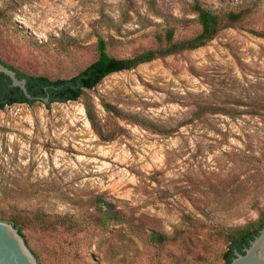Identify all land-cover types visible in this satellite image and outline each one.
<instances>
[{
  "label": "rangeland",
  "instance_id": "1",
  "mask_svg": "<svg viewBox=\"0 0 264 264\" xmlns=\"http://www.w3.org/2000/svg\"><path fill=\"white\" fill-rule=\"evenodd\" d=\"M188 1L0 0V58L69 78L97 58L98 35L120 58L160 47L168 27L197 35ZM100 199L115 215L104 225ZM263 210L264 0L204 46L112 73L79 100L0 108V221H23L42 264H225L227 231Z\"/></svg>",
  "mask_w": 264,
  "mask_h": 264
},
{
  "label": "trees",
  "instance_id": "2",
  "mask_svg": "<svg viewBox=\"0 0 264 264\" xmlns=\"http://www.w3.org/2000/svg\"><path fill=\"white\" fill-rule=\"evenodd\" d=\"M262 1L263 0H230L227 3V1L218 0L212 5H209L204 0H189L187 2V8L195 14L196 20L201 26V31L193 37L175 40L176 29L168 27L165 29L164 34L160 32L155 33V38L161 45L160 47L144 50L132 57L120 58L113 56L109 52V47L112 43L107 38L98 35L96 42L97 58L78 74L69 78L51 79L46 75L24 73L0 58V62L13 69L18 78L26 79V87L30 94L29 97L21 87L13 86L11 77L4 72H0V108L15 103L32 104L37 100H43V98L49 99L47 102L48 104L79 100L85 96L88 90L93 89L106 76L112 73L133 69L142 63L161 56L184 50H193L204 46L214 39L223 29L242 22L254 8L261 5ZM154 10L155 13L158 11L157 9ZM158 12H160V10ZM159 14L164 17L166 23H171V21H182V19H174L173 17L166 16V14L162 12ZM85 106L92 125L96 126L95 114L91 103L86 101ZM99 212L102 214V219L100 221L101 225L106 224L108 220L115 219V215L108 207V203L102 199H100L99 202ZM34 218L35 220H39L38 223L40 225L46 223L39 213L35 214ZM10 220L14 223V227L18 229L20 234L23 235V221L14 217ZM263 227L264 210L261 211L258 219L249 225L230 228L226 233L228 235L229 246L223 257L225 264H230L232 262L236 257V251L245 253V248L250 246V242L260 233ZM170 238V235L159 232H152L148 235V240L152 244H164Z\"/></svg>",
  "mask_w": 264,
  "mask_h": 264
},
{
  "label": "water",
  "instance_id": "3",
  "mask_svg": "<svg viewBox=\"0 0 264 264\" xmlns=\"http://www.w3.org/2000/svg\"><path fill=\"white\" fill-rule=\"evenodd\" d=\"M0 72L8 74L13 86H19L30 97L26 79L17 77L16 72L0 62ZM48 102V98H43ZM230 264H264V227L245 248V253L235 252ZM0 264H42L32 247L11 223L0 221Z\"/></svg>",
  "mask_w": 264,
  "mask_h": 264
}]
</instances>
